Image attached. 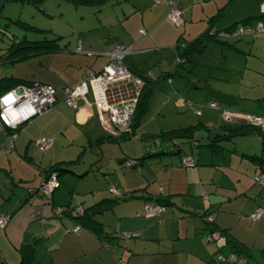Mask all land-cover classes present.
I'll return each instance as SVG.
<instances>
[{"label":"crops","instance_id":"1","mask_svg":"<svg viewBox=\"0 0 264 264\" xmlns=\"http://www.w3.org/2000/svg\"><path fill=\"white\" fill-rule=\"evenodd\" d=\"M118 3L101 9L94 28H84L75 41H58L59 50L4 62L6 66L0 68V90L4 89L2 79L15 78L50 84L56 96L54 106L21 125L11 150L5 148L8 131L0 124V214L9 215L0 228L2 263L21 261L19 248L27 243L25 239L34 246L30 264H230L222 257L230 253L237 260L247 256L239 247V231L254 207L264 208V187L253 180L261 172L255 160L264 158V129L248 131L246 123L240 122L219 121L217 125L218 112L204 106L199 114L186 112L177 117L182 109L192 108L188 100L204 103L201 97L210 76L198 74L192 65L180 73L175 66L178 47L185 41L209 28L225 29L264 13V0H178L180 25L167 18L166 2ZM230 5L233 9L221 18ZM221 8L223 12L212 19ZM58 36L61 41L63 34ZM114 41L132 46V52L123 57L132 72L153 78L144 112L133 135L126 137L97 113L90 95L88 104L77 100V109L63 100L65 87L76 85L88 69L102 68L103 52ZM209 43L221 49V73L216 79L224 84L212 85L216 91H206L208 99L230 111L264 117V32L208 40L187 62ZM229 51L236 56L234 62L226 61ZM166 72H171L168 79L158 78ZM175 74L176 82L170 79ZM188 86L191 89L185 90ZM169 105L176 109L175 124L165 128L172 110ZM191 124H198L197 142L187 141L186 151L181 145L185 141L158 136ZM43 136L53 142L39 150L35 141ZM174 143L179 144L180 154L175 153ZM87 152L93 159H84ZM185 154L193 157V167L181 166L180 157ZM98 155L102 163H111L113 175H88L101 166ZM119 158L120 169L112 162ZM129 159L139 162L125 169L123 163ZM53 165L59 168L58 188L48 197L37 195L32 189L50 175ZM110 187L121 195H114ZM156 199L164 201V210L157 216L145 215V203ZM66 206L89 215L98 209L90 216L98 222L99 231L81 227L73 233V217L57 212ZM253 223L264 229V216ZM132 232L138 235L124 236ZM235 244L236 252L231 248ZM251 255L247 257L252 264H262Z\"/></svg>","mask_w":264,"mask_h":264},{"label":"built area","instance_id":"2","mask_svg":"<svg viewBox=\"0 0 264 264\" xmlns=\"http://www.w3.org/2000/svg\"><path fill=\"white\" fill-rule=\"evenodd\" d=\"M158 3L166 2L168 4L167 18L175 25L183 24V17L179 10L178 0H155ZM145 33L143 29L140 30ZM264 32V19H257L252 22L238 23L229 29L219 31L210 28V34H216L219 37H242L245 35H254ZM80 51V45L76 47ZM132 52L131 45H124L119 41L110 43L103 52L106 62L99 71L88 69L80 81L72 86L64 88V102L66 105L77 109V100L82 99L86 104L89 103L88 96H91V102L95 106L97 113L105 115L106 119L122 135L130 136L131 117L135 111L136 104L144 85V78L148 74L138 75L132 72L124 63L123 57ZM56 102L55 90L50 84L31 82L29 84H17L0 93V124L8 131V142L5 146L7 150L13 148V140L16 136L17 128L38 115L44 113ZM187 103L191 105L192 101ZM209 107L221 111V119L225 122H240L253 125L264 129V117L244 113L239 111H230L221 109L216 102H210ZM196 114L200 111L196 110ZM50 137L43 136L35 141L39 150H44L52 144ZM127 167H132L134 161L131 159L126 162ZM180 164L183 167H193L195 161L191 155H183L180 158ZM253 180L261 187H264V163L261 164V172L253 176ZM59 186V180L56 174H50L43 182L35 186L32 191L37 195L50 196L52 191ZM109 191L114 195H121V191L115 187H110ZM164 210V206L157 202H147L144 205V214L157 216ZM77 212L80 210L77 209ZM57 212L61 213L60 209ZM264 216V208L256 206L248 214L251 222H254ZM9 219V215L0 214V228H3ZM81 230L79 224H75L71 231L78 233ZM137 232L125 233L126 237H135ZM224 259V257H222ZM230 264H245L242 261L236 262L230 255L227 258Z\"/></svg>","mask_w":264,"mask_h":264},{"label":"rangeland","instance_id":"3","mask_svg":"<svg viewBox=\"0 0 264 264\" xmlns=\"http://www.w3.org/2000/svg\"><path fill=\"white\" fill-rule=\"evenodd\" d=\"M124 0H120V3H123ZM114 2V0L108 2L104 7H100V9L94 7V6H87V5H80V6H73L72 4H69L68 2H65L64 0H45L42 2L39 6H34L31 3H28L24 0H0V53L4 52L5 49H7L10 44L14 42V40H40L43 38H53L56 35L63 34L62 40H58L60 44L66 43L68 40H76L78 35L81 31H83L84 28H94V26L97 24V15L101 9L110 8L111 6L109 3ZM119 4L118 2H115V5ZM233 9V6L227 7V11L225 15H223L221 18L226 17L228 12ZM180 27V26H177ZM243 37V36H242ZM73 41V42H74ZM226 51V50H223ZM222 52L219 46H216L214 43H209L205 50H203L200 53H195L192 55L191 62L193 61L195 65H193L191 62L185 61L184 65H177L175 66L176 71L180 73V71H184L187 66H194L195 70L198 72V74L206 75L208 74L209 77V84L205 85V92L203 93V97L201 99H204V103L192 101V108L188 107L182 109L181 113H177L178 115H184V113H195L196 110L203 109L202 106L209 108L211 110L217 111L219 120H216V124L225 123L221 119V111L216 108L209 107V104L211 99H208L209 94L208 92L212 93L216 91V87L212 86L217 84L218 87L220 85H223L224 82H221L217 80L218 74L221 73L220 68L221 67V59ZM236 59V56L233 55L232 52L229 51V55L226 59L228 63L234 62ZM7 64V63H6ZM6 64H0L1 67H5ZM213 64L212 67L210 65ZM178 74H175L171 76L170 79H174L176 82L178 80ZM222 80V78L220 79ZM212 86V91H209V87ZM191 88L188 86L185 88V90H190ZM208 91V92H206ZM185 94V93H184ZM183 96V94H181ZM213 102H216L213 100ZM218 104V103H217ZM219 105V104H218ZM220 106V105H219ZM170 112L167 113L166 119H167V125L171 126L174 125L175 122V114L173 113L174 107L172 105H169ZM221 109H225L222 106H220ZM227 110V109H225ZM194 115V114H193ZM195 118H192L196 120ZM172 125V126H173ZM182 150L186 151V147H190L189 143H182L181 144ZM185 147V148H184ZM190 151V149H187ZM89 152V151H88ZM88 152L85 155L84 159H93L91 155L88 154ZM101 152H99V155ZM98 155L99 160L97 162L101 165L98 169H92L88 172V175L93 176L95 178L103 177V175H113L111 173V163H102V159H100V156ZM119 159H113L112 162L115 164V168H121L120 166L122 164L119 163ZM92 162V161H90ZM90 164V163H89ZM95 162L91 163V165L94 166ZM125 169H129L125 166V162L123 163V166ZM75 168H78L75 166ZM88 168H85L83 171H85ZM79 170V168H78ZM81 171V172H83ZM78 172V173H81ZM121 202V201H119ZM104 215H110L109 212H105ZM97 218L100 217L99 215H96ZM64 222H69L70 220H65L62 218ZM241 243H239V247L241 250L247 254H252L254 259L258 260V262H262L264 264V229H258L256 227V224L253 222L247 221L245 223V226L242 227L239 231ZM27 238V236L25 237ZM25 242H31L30 239H25L23 243ZM235 248H238L235 244ZM39 248H41L39 246ZM41 250V249H40ZM0 260L1 257H0ZM20 261V260H19ZM16 262L17 263H19ZM0 264H8V262H0Z\"/></svg>","mask_w":264,"mask_h":264},{"label":"trees","instance_id":"4","mask_svg":"<svg viewBox=\"0 0 264 264\" xmlns=\"http://www.w3.org/2000/svg\"><path fill=\"white\" fill-rule=\"evenodd\" d=\"M24 1L31 3L34 6H39L45 0H24ZM64 1L68 2L69 4H72L73 6L87 5V6H94L98 9H100V7L102 5H104L105 3L110 2L112 0H64ZM119 1L120 0H114V2H112V4H115V2H119ZM222 10L223 9L221 8L211 18L213 19L214 17L218 16L220 13L223 12ZM257 19H264V13L257 15V16L247 17L245 19L237 21V22L231 24L230 26L226 27L225 29H229L238 23L252 22V21H255ZM209 30H210V28L207 29V31H205L203 34L199 35L198 37L191 39V40H188V41H185L186 43L183 46L178 47L176 66L177 65L182 66L183 63H185V61L189 60L190 54L194 51H197L201 47V45H203L206 41L212 40V39L217 40V41H223L222 37H219L216 34H214V35L210 34ZM216 31H219V30H216ZM59 38H60V36L56 35L53 38H43L40 40H27V39H25V40L20 41V40L16 39V40H14V42L12 44H10V46L7 49L4 50V52L0 53V64H2L4 62H8V61L13 62V61L21 60V59H24L26 57H29V56H32L35 54H39L42 52H52V51L59 50L60 49V45L58 43ZM146 74H148V73H146ZM170 74H171V72H166V73L161 74L158 78L168 79ZM138 75H142V74H138ZM31 82H33V81H27V80L15 79V78H4L1 81L2 88H4V89L0 90V91L3 92V91H5L11 87H14L17 84H20V83L29 84ZM152 83H153V78L150 77V74H148V76H146L144 78V85L141 88V92H140L138 102H137L136 107H135V111L131 117V133H132L131 135H133V129H134L138 119L141 117V115L144 112V109L146 106V101H147V96L151 90V84ZM21 125L16 129L17 131L20 129ZM242 126H244V125H242ZM245 126H247L249 128L248 131H252V130L257 131V132L262 131V129H260L259 127H256V126H251L249 124H245ZM198 130H199L198 124L197 125L191 124V125H188L185 127H179V128H175V129H171L168 131L161 132L158 136H160L164 140L171 138L172 142L174 141L175 138H178L183 142L188 141V142H192L195 144L197 142L196 132ZM124 136L126 137L128 135H124ZM174 145L176 146V148H175L176 152L175 153L180 154L181 148L179 147V144L174 143ZM171 152H174V151H171ZM141 159L142 158H140L139 160H141ZM254 160H255V158H254ZM255 161H258V163L262 164V163H264V158H262V156H260V158L256 157ZM138 162L139 161L137 159H134V163H133L132 167H134ZM57 168L58 167L55 168L54 165L51 168H49L48 169V172H49L48 175L54 173V174H56V177L59 180L60 173H58ZM155 202L160 203L164 206V201L162 199H156ZM60 214L72 216L73 219L75 220V223L79 224L81 227L87 228V229H89L91 231H95V232L99 231V227L97 226L98 222L96 220H94L87 213V211H85L84 213H79V212L75 211L73 207L66 206L65 208L61 209ZM227 242L230 243L231 239L230 238L227 239ZM231 246H234V245H231ZM231 248H234V252H236V250H238V248H235V247H231ZM33 250H34L33 244H29V243L22 244L19 248V252L21 255V261L19 264H30V262L33 259ZM230 255L234 258L232 253H230L229 255L225 256L224 259L227 260V258ZM242 256H243L242 259H239V260L234 258L235 261L236 262L242 261L245 264H252L247 257V256L250 257V254H247V256H245V255H242Z\"/></svg>","mask_w":264,"mask_h":264},{"label":"water","instance_id":"5","mask_svg":"<svg viewBox=\"0 0 264 264\" xmlns=\"http://www.w3.org/2000/svg\"><path fill=\"white\" fill-rule=\"evenodd\" d=\"M95 211H98V209H97V210H95ZM95 211H92V212L90 213V215H93Z\"/></svg>","mask_w":264,"mask_h":264}]
</instances>
